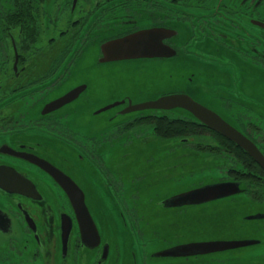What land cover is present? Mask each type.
I'll use <instances>...</instances> for the list:
<instances>
[{
	"label": "flooded vegetation",
	"instance_id": "af4514ba",
	"mask_svg": "<svg viewBox=\"0 0 264 264\" xmlns=\"http://www.w3.org/2000/svg\"><path fill=\"white\" fill-rule=\"evenodd\" d=\"M141 45L161 54L113 56L137 53ZM164 70L179 71L168 90ZM167 94L191 96L264 156V0H0V264H113L109 234L118 226L140 241L146 257L264 264V167L182 108L120 114L129 102ZM118 117L131 119L115 122ZM163 117L186 119L187 135L161 140L153 129ZM134 146L146 157L131 170ZM52 172L83 191L98 246L82 243L67 192ZM177 174L192 179L183 190L173 189ZM163 183L166 189H157ZM223 183L238 192L165 204ZM144 197L156 198L155 205ZM63 216L71 222L64 255ZM243 239L257 243L155 256L185 244Z\"/></svg>",
	"mask_w": 264,
	"mask_h": 264
},
{
	"label": "water",
	"instance_id": "95a60500",
	"mask_svg": "<svg viewBox=\"0 0 264 264\" xmlns=\"http://www.w3.org/2000/svg\"><path fill=\"white\" fill-rule=\"evenodd\" d=\"M119 46L109 45L108 48L116 49ZM123 49V47L121 48ZM140 52H131L132 54H115L113 56H118L119 58H123L126 56H139V57H153L159 56L161 54L160 50L156 47H145V45H141L138 48ZM164 56L169 53L167 50L163 48ZM168 90V89H167ZM67 97V96H66ZM66 97H63L59 103L66 102ZM123 101L114 102L110 106L117 107L121 105ZM175 108H182L187 112L194 115L196 121L204 124L211 130L217 132L218 134L224 136L231 142L238 145L241 149H243L250 157H252L257 163H259L262 167H264V156L261 154L256 145L248 139L244 134H242L238 129L231 126L226 120H224L217 113L208 109L204 105L195 101L191 96L187 94H167L161 97H158L156 100H150L143 103H139L136 105H132L130 102L128 106L123 109L120 114L125 115L134 111L147 110V109H162L173 110ZM107 109V107L102 110ZM101 110V111H102ZM122 118V117H118ZM54 177L57 180V183L62 186L68 196V200L73 209L77 225L80 232V237L82 243L90 248H94L100 244V234L98 228L92 218V215L85 203V196L83 191L78 187V185L71 180L69 177L52 172ZM238 192L237 187L232 183L226 184H214V185H206L200 188L189 190L185 193L177 195L176 197L167 200L165 204L170 206H180V205H189V204H200L213 200H217L224 197H230ZM246 220L255 219L254 216L245 217ZM70 219L65 216L62 217L61 223V238H62V253L65 254L66 250V241L70 232L71 224ZM256 241L250 240H239V241H224V242H197L191 244H185L181 246H175L160 252L155 253L156 257H176V256H186L188 254H200L205 252H216L222 250H229L239 247L250 246L256 244ZM130 244H132V240H130ZM140 244V243H139ZM140 246V245H139ZM108 253V245L105 244L103 248V252L101 255V259L105 260ZM116 248L114 247V254H116ZM128 257V254L125 253ZM132 257H134V252L131 253ZM117 259H115L116 261Z\"/></svg>",
	"mask_w": 264,
	"mask_h": 264
},
{
	"label": "rangeland",
	"instance_id": "374dc122",
	"mask_svg": "<svg viewBox=\"0 0 264 264\" xmlns=\"http://www.w3.org/2000/svg\"><path fill=\"white\" fill-rule=\"evenodd\" d=\"M178 70H164V76H163V89H170L171 86V77L177 75ZM169 115H174L173 112H168ZM130 117H122V118H115V122L117 121H127L130 120ZM90 122L95 123L94 121H99L101 119H89ZM144 132H146L147 136H151V130L149 127H146V129H143ZM152 140L154 139L152 136ZM136 142V141H134ZM119 151H116V154H118ZM130 155H132L130 166L133 168H130L131 170L134 169V167H137L138 165L143 162V159L146 157V153H139L137 147L134 146L130 150ZM178 175V174H177ZM183 177V176H182ZM180 175L176 179H173V189L175 190H183L187 187L188 181L192 180L189 179L188 181H182ZM166 183H163L162 185L158 186L157 189L164 190L166 189ZM139 200V199H138ZM141 200L143 201H149L152 202L150 205H155L156 198H148L144 197ZM104 205L106 210L110 213L114 221L118 223L119 219L116 215V210L114 209V206L112 205V202L106 198L104 199ZM127 220H129V217L127 216ZM109 237L111 238V243L113 248H116V254L113 264H173L171 260L164 259V258H150L145 256L144 250L141 251L140 249V241L136 240L135 236L132 237V233L130 231H127V229H124L122 226H118L112 230V232L109 234ZM130 240H132V244H130ZM253 250H259L258 248H252ZM134 252V257H132L131 253ZM125 253L128 254V257L125 255Z\"/></svg>",
	"mask_w": 264,
	"mask_h": 264
},
{
	"label": "trees",
	"instance_id": "16d2710c",
	"mask_svg": "<svg viewBox=\"0 0 264 264\" xmlns=\"http://www.w3.org/2000/svg\"><path fill=\"white\" fill-rule=\"evenodd\" d=\"M156 127L153 129L154 133L161 140H169L174 137L180 138L182 136L187 135L188 127L186 125V119L176 117H163L161 123H155ZM219 139L223 141H229L228 139L220 136L219 134H215Z\"/></svg>",
	"mask_w": 264,
	"mask_h": 264
}]
</instances>
